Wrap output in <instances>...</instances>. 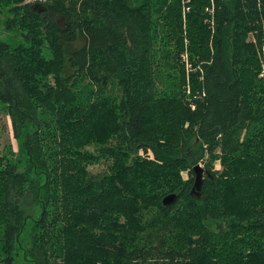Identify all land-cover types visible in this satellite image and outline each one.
<instances>
[{
	"label": "trees",
	"instance_id": "trees-1",
	"mask_svg": "<svg viewBox=\"0 0 264 264\" xmlns=\"http://www.w3.org/2000/svg\"><path fill=\"white\" fill-rule=\"evenodd\" d=\"M22 1L0 0L24 40L0 41V264H264V0ZM112 136L94 176L82 148Z\"/></svg>",
	"mask_w": 264,
	"mask_h": 264
},
{
	"label": "rangeland",
	"instance_id": "rangeland-1",
	"mask_svg": "<svg viewBox=\"0 0 264 264\" xmlns=\"http://www.w3.org/2000/svg\"><path fill=\"white\" fill-rule=\"evenodd\" d=\"M47 1L49 0H45L42 3H45ZM34 3H36L35 0H23L21 5L24 4L33 5ZM12 5L0 9V41L15 46L18 44H22L24 40L20 36V32H18L15 28L7 29L8 21H10L14 17L11 12L7 11ZM252 39L253 37L250 35L249 40ZM80 44L81 42H78L76 45L78 46ZM43 55L46 58L50 57L49 52L45 47L43 48ZM182 57L186 68H188L189 64L186 59V54L184 53ZM259 58L263 69L262 73L260 74V76H262L264 73V49H262ZM45 81L48 84L53 85V79L51 76L46 78ZM90 90L104 91V93L107 96H110L113 99L114 97H116V95L117 96L119 95L118 87L114 82L106 83V85H101L99 87L97 85L92 84L89 80H82L81 82H77L73 87V91H75L79 95V99H82L84 101H88L89 99L91 100L95 99L96 96L90 98V93H89ZM118 145L119 142L116 136L110 137L106 144L90 143L85 145L82 148V151H87L93 154L94 156L99 157L98 162L90 164L87 167V170L94 176L103 177L104 175H106L109 171V165L111 163L112 158L111 157L106 158L103 155V153L106 151V148L108 147L116 148ZM19 147H20V143L15 141L13 137L11 121L9 119L7 111L4 109L3 106H0V155L1 156L3 155L9 162L13 163L14 161H16L18 157ZM138 155H140L142 158L148 159L149 157V159H152L150 152H143L142 150H139ZM205 162H206V158L204 162L200 163V166L204 167ZM213 165H214L213 168L214 171L219 172L221 170L219 161H215ZM181 178L183 181H185L189 178V174L187 172H182Z\"/></svg>",
	"mask_w": 264,
	"mask_h": 264
},
{
	"label": "water",
	"instance_id": "water-1",
	"mask_svg": "<svg viewBox=\"0 0 264 264\" xmlns=\"http://www.w3.org/2000/svg\"><path fill=\"white\" fill-rule=\"evenodd\" d=\"M192 171L194 173V180H193V185H192L190 194L192 196L198 197L200 190H201V187H202V183H203V175L206 174V175L210 176V171L204 170L200 165L194 166ZM175 199H176L175 194H169L162 199V203L164 206H167V205L173 203L175 201Z\"/></svg>",
	"mask_w": 264,
	"mask_h": 264
},
{
	"label": "built area",
	"instance_id": "built-area-1",
	"mask_svg": "<svg viewBox=\"0 0 264 264\" xmlns=\"http://www.w3.org/2000/svg\"><path fill=\"white\" fill-rule=\"evenodd\" d=\"M36 1V3H42V2H44L45 0H35Z\"/></svg>",
	"mask_w": 264,
	"mask_h": 264
},
{
	"label": "flooded vegetation",
	"instance_id": "flooded-vegetation-1",
	"mask_svg": "<svg viewBox=\"0 0 264 264\" xmlns=\"http://www.w3.org/2000/svg\"><path fill=\"white\" fill-rule=\"evenodd\" d=\"M37 4H40V3H37Z\"/></svg>",
	"mask_w": 264,
	"mask_h": 264
}]
</instances>
